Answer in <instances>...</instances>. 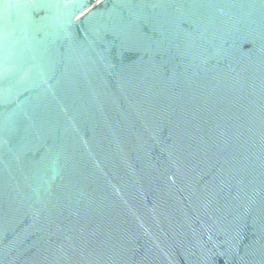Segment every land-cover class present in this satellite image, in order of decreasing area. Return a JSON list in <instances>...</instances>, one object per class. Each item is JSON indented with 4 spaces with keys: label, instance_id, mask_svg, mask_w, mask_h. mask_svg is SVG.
<instances>
[{
    "label": "water",
    "instance_id": "95a60500",
    "mask_svg": "<svg viewBox=\"0 0 264 264\" xmlns=\"http://www.w3.org/2000/svg\"><path fill=\"white\" fill-rule=\"evenodd\" d=\"M0 264H264V0H0Z\"/></svg>",
    "mask_w": 264,
    "mask_h": 264
}]
</instances>
